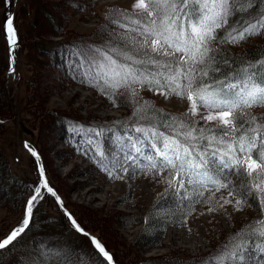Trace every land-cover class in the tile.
I'll return each instance as SVG.
<instances>
[{"label": "snow or ice", "instance_id": "6c2138e0", "mask_svg": "<svg viewBox=\"0 0 264 264\" xmlns=\"http://www.w3.org/2000/svg\"><path fill=\"white\" fill-rule=\"evenodd\" d=\"M5 3L10 6L12 0ZM106 19L124 30L112 37L110 46L79 42L69 56L87 64L81 83L114 107H132V115L147 123L133 128L140 138H129L125 144L118 137L111 153L96 145V163L110 179L139 173L166 184L163 195L176 198L175 223L180 227H187L197 204L209 214L229 216V206L233 212L255 206L260 218L234 233L205 264H264V117L252 111L264 107V58L237 65L234 58L221 55L228 52L224 45L264 35V0H131L128 9L110 10ZM229 23L233 26L221 35ZM4 33L14 51L18 45L12 15L6 14ZM14 71L10 68V74ZM142 90L165 100L187 101L186 110L179 116L164 113L150 101L141 102ZM90 131L95 137L103 134V129ZM145 141L151 149L147 154ZM88 143H94L92 137ZM25 147L40 160L27 142ZM38 174L24 218L0 240V252L16 246L46 193L64 208L42 164ZM64 215L77 233L90 239L103 257L101 264H113L105 246L66 208Z\"/></svg>", "mask_w": 264, "mask_h": 264}, {"label": "rangeland", "instance_id": "374dc122", "mask_svg": "<svg viewBox=\"0 0 264 264\" xmlns=\"http://www.w3.org/2000/svg\"><path fill=\"white\" fill-rule=\"evenodd\" d=\"M130 3L131 0H12L10 6H5V14L16 13L23 38L14 58L15 71L10 74L8 70L4 73L5 47L0 37V117L4 120L0 123V237L21 218L28 185L38 182L37 164H42L49 186L62 198L65 208L98 235L122 264H205L238 229L260 215L252 207L233 212L230 206V216L209 214L197 204L187 227H180L175 223L176 198L163 195L166 184L139 173L126 175L123 180L110 179L95 163L93 148L100 145L111 153L118 137L128 142L129 131L115 137L106 127L118 120L124 124L147 121H138L132 107H114L104 95L81 83L87 70L83 61L84 66L78 67L73 78L71 72L75 70L70 71L68 58L64 59L68 54L60 52V40L109 47L112 37L124 30L110 24L106 16L113 9H128ZM260 39L251 37L239 45L224 46L243 50ZM44 49L58 55L50 59ZM141 96V102L150 101L172 116L181 115L187 107V101L176 97L165 100L147 90H142ZM252 111L264 117L263 107ZM90 129H103V134L89 136ZM90 137L92 145L88 143ZM26 142L40 153L39 161L27 150ZM202 211L204 215L199 214ZM61 216L46 193L35 209L29 233L14 248L0 252V264H32L34 253L41 250L44 255L38 243L49 247L60 244L63 252L68 243L75 247L76 256L80 255L76 258L78 264H101L87 239L69 229ZM150 234L156 237L148 244L144 239ZM53 256L46 254V264ZM63 260L66 264L68 258Z\"/></svg>", "mask_w": 264, "mask_h": 264}, {"label": "trees", "instance_id": "16d2710c", "mask_svg": "<svg viewBox=\"0 0 264 264\" xmlns=\"http://www.w3.org/2000/svg\"><path fill=\"white\" fill-rule=\"evenodd\" d=\"M5 6H6V3H5V0H2L1 1V5H0V10L2 8V11L0 12V37L2 38L3 42H4V47H5V57H6V64H5V68H4V73H6V71L9 69V66H10V61H9V54H10V48H9V44H8V41L5 37V33H4V22H5V18H6V14H5ZM17 7V5H16ZM9 14V13H7ZM10 15V14H9ZM13 17H14V27L16 29V38H17V47H15L14 51H11L13 52V55H14V58H15V55L17 57L18 55V52L22 46V38H23V33L21 31V27L18 23V20H17V15L16 13L13 14ZM233 26L232 23H229V25H227L225 27V29H223L221 31V35H223V32L227 31L228 28H231ZM252 37H260V41L258 42H252L250 43L249 46L243 48V50H237V51H234V49H229L228 47L224 46L225 48L228 49V52L226 53H221V55H227V56H230L232 58H234L236 61H237V65L241 62V61H245V62H249V61H255L257 59H262L264 58V35H259V36H252ZM251 38V37H250ZM249 38V39H250ZM78 44V41L76 42ZM76 43H73V42H69L68 40H60V42L58 43L59 44V47L61 48V51L64 55V53L68 54V59L67 58H64V59H67L68 60V64L70 65L69 68H70V71L71 70H75L74 72H71L74 76H77V72H78V67L80 64H83V62L81 63V61L77 60V58L75 56H69V50L72 48L73 45H75ZM214 46H218V45H214ZM59 48V49H60ZM57 50H58V47H57ZM45 53L48 55V57L50 59H52L55 55H58L56 51L55 54L53 51H50V50H45ZM54 55V56H53ZM237 65H233V67H237ZM5 85H3V92L5 93ZM264 108V107H263ZM4 120L1 119L0 117V123H2ZM140 124H143V123H127V124H124L123 122L119 121L118 120V123H113L111 126H107L106 127V130H108L113 136H115L116 134H120L121 132H124L126 130L129 131V134H128V137L129 138H140L141 137V134L140 133H137L133 130L134 127L140 125ZM87 127V126H85ZM92 127V126H91ZM90 128V127H88ZM88 130V129H87ZM132 133H135V134H132ZM93 134V132L89 135L91 136ZM72 135V134H71ZM111 135V136H112ZM116 137V136H115ZM94 144V143H93ZM125 144H127L125 142ZM145 147H148V142L145 141V144H144V152L145 153H148L149 151H147L146 149L148 148H145ZM38 153V152H37ZM40 154V153H39ZM38 154V155H39ZM94 161L96 163V160L94 158ZM97 164V163H96ZM97 166L99 167V165L97 164ZM240 183V182H239ZM238 183V184H239ZM37 183L33 184L32 186L28 185L29 187V191L25 194V198H24V201H23V205H22V210H21V218L19 219L18 223L13 225L12 227H10V229L8 230V232H6L3 236L0 237V240L4 239L14 228H16L17 226H19L21 224V221L23 220L24 218V205H25V202L26 200L29 198L30 194L32 193L34 187L36 186ZM58 195V194H57ZM59 196V195H58ZM47 197L53 199L54 201V204L56 205L57 209L59 210V212L61 213V218L62 220L64 221L65 225L71 229L73 232H75L77 235L81 236V237H85L87 239V241L89 242V245H90V248L95 252V254L97 255L98 257V260L99 261H102L103 260V257H100L98 253H96V250L93 248L92 246V243L90 241V239L86 236H83L81 235L80 233H77L73 228L72 226L70 225V223L68 222L67 220V217L64 215V210H65V205L63 203V200L62 198L60 197V201L63 203L64 205V208H61L60 207V202H57L55 197H52L50 194H47ZM40 203V202H39ZM38 203V204H39ZM251 203V201H250ZM38 204L35 206L34 208V214H35V209L36 207L38 206ZM255 212L260 215L258 213V211L256 210L255 206L252 207ZM66 210L68 212H71L73 215H74V212L69 209V208H66ZM77 216L74 215V218L81 224L82 227L85 228V230L91 234V236L93 237H96L106 248V250L108 252L111 253L112 255V258L114 260L115 263L117 264H122L120 261L117 260V258L115 257V254L110 250V248L107 247L106 243L96 234H93L92 232H90L88 230V228L82 224V222L76 218ZM33 223V221H32ZM32 223L30 224V227L26 230V232L18 239V242L19 240L25 236L27 233H29L30 231V228L32 226ZM244 225L241 227L243 228ZM240 228V229H241ZM238 229V230H240ZM237 230V231H238ZM156 237L155 234H150L147 238L144 239L145 242H147L148 244L152 242V240ZM49 240V239H48ZM52 240V239H51ZM32 243V242H31ZM40 244V248L42 249V251L44 252V255H42V252L40 250V252H38V254L36 255V253L33 254V260L31 262H33L32 264H46L45 260L47 259L46 257V254H48L49 252L50 253H53L54 256L53 257H50V259L48 260L49 264H64L65 260H63L64 258H68L66 264L71 261V264H78V262L76 261V258L78 256H80L79 254L76 256V252H75V247L73 245H70L67 243V247L64 248L65 251L63 252L62 250V245L60 244H54L52 247H49V246H46L44 245V243H38V245ZM32 246H35V243L32 244ZM62 247V248H61ZM8 250V249H6ZM4 250V251H6ZM2 251V252H4ZM64 262V263H63ZM104 264H107V262L105 261ZM142 264V263H141Z\"/></svg>", "mask_w": 264, "mask_h": 264}, {"label": "water", "instance_id": "95a60500", "mask_svg": "<svg viewBox=\"0 0 264 264\" xmlns=\"http://www.w3.org/2000/svg\"><path fill=\"white\" fill-rule=\"evenodd\" d=\"M10 68H12L13 67V64H12V57H10ZM35 159H36V157H35ZM38 163V162H37ZM39 167H40V165L39 164H37V169H39Z\"/></svg>", "mask_w": 264, "mask_h": 264}]
</instances>
